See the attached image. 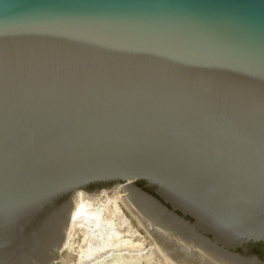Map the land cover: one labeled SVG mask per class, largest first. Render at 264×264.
Here are the masks:
<instances>
[{"label": "water", "instance_id": "1", "mask_svg": "<svg viewBox=\"0 0 264 264\" xmlns=\"http://www.w3.org/2000/svg\"><path fill=\"white\" fill-rule=\"evenodd\" d=\"M128 181L157 226L264 264V0H0V264L50 263L72 196Z\"/></svg>", "mask_w": 264, "mask_h": 264}, {"label": "bare ground", "instance_id": "2", "mask_svg": "<svg viewBox=\"0 0 264 264\" xmlns=\"http://www.w3.org/2000/svg\"><path fill=\"white\" fill-rule=\"evenodd\" d=\"M131 182L72 196L66 238L53 264L74 256L78 264H227L157 226L132 201L126 185ZM143 237L150 248L140 242Z\"/></svg>", "mask_w": 264, "mask_h": 264}, {"label": "rangeland", "instance_id": "3", "mask_svg": "<svg viewBox=\"0 0 264 264\" xmlns=\"http://www.w3.org/2000/svg\"><path fill=\"white\" fill-rule=\"evenodd\" d=\"M148 238H146V237H143V239H141V241L140 240H137V241H140V242H143L144 241V244L146 245V248H150L149 246H151V245H149L150 243H148L149 242V240H147ZM72 258V259H71ZM58 259V258H57ZM65 260H67L68 262H66ZM65 260H62V262H61V260L60 261H58V263L56 262H54V264H78V260H77V257L76 256H74V257H70V258H66ZM71 261V262H70ZM73 261V262H72ZM75 261H77V262H75ZM49 264H53L52 262L51 263H49Z\"/></svg>", "mask_w": 264, "mask_h": 264}, {"label": "trees", "instance_id": "4", "mask_svg": "<svg viewBox=\"0 0 264 264\" xmlns=\"http://www.w3.org/2000/svg\"><path fill=\"white\" fill-rule=\"evenodd\" d=\"M140 184L143 185L142 182ZM262 250H263V246L262 245H257V246L253 247V251H255V252H261Z\"/></svg>", "mask_w": 264, "mask_h": 264}, {"label": "flooded vegetation", "instance_id": "5", "mask_svg": "<svg viewBox=\"0 0 264 264\" xmlns=\"http://www.w3.org/2000/svg\"><path fill=\"white\" fill-rule=\"evenodd\" d=\"M258 253L263 255L264 254V248H263V250L261 252H258Z\"/></svg>", "mask_w": 264, "mask_h": 264}]
</instances>
